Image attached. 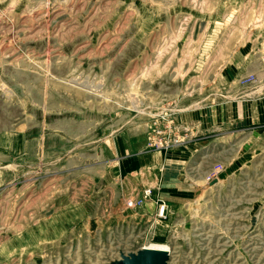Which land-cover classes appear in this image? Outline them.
<instances>
[{"label":"rangeland","instance_id":"1","mask_svg":"<svg viewBox=\"0 0 264 264\" xmlns=\"http://www.w3.org/2000/svg\"><path fill=\"white\" fill-rule=\"evenodd\" d=\"M263 52L264 0H0V264H264Z\"/></svg>","mask_w":264,"mask_h":264},{"label":"water","instance_id":"2","mask_svg":"<svg viewBox=\"0 0 264 264\" xmlns=\"http://www.w3.org/2000/svg\"><path fill=\"white\" fill-rule=\"evenodd\" d=\"M168 251L154 249H139L123 256L122 264H167Z\"/></svg>","mask_w":264,"mask_h":264},{"label":"built area","instance_id":"3","mask_svg":"<svg viewBox=\"0 0 264 264\" xmlns=\"http://www.w3.org/2000/svg\"><path fill=\"white\" fill-rule=\"evenodd\" d=\"M261 70H262V74L264 76V52L261 56ZM241 83L242 84H249V85H257V84H264V78L261 80L257 75L251 74L247 77H243L241 79ZM150 193V191H146V195H148ZM128 205H132L131 201L128 202ZM165 211H166V205L161 202L160 204H158V209L157 212L155 213V218L157 220L162 219L165 215Z\"/></svg>","mask_w":264,"mask_h":264},{"label":"crops","instance_id":"4","mask_svg":"<svg viewBox=\"0 0 264 264\" xmlns=\"http://www.w3.org/2000/svg\"><path fill=\"white\" fill-rule=\"evenodd\" d=\"M260 78V77H259ZM264 78V76H261V80ZM255 88L258 87V89H264V84H257L254 85ZM165 181L163 184H165V187L169 190H171L175 185H173L174 181L178 178V172L176 169V166H173L172 168L168 169L166 174L164 175ZM162 197V195H161Z\"/></svg>","mask_w":264,"mask_h":264},{"label":"bare ground","instance_id":"5","mask_svg":"<svg viewBox=\"0 0 264 264\" xmlns=\"http://www.w3.org/2000/svg\"><path fill=\"white\" fill-rule=\"evenodd\" d=\"M145 248H149V249H154V250H165L169 251V248L167 244H163V243H150L148 245H143L140 249H145Z\"/></svg>","mask_w":264,"mask_h":264}]
</instances>
